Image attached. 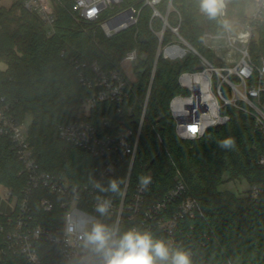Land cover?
<instances>
[{"label":"trees","instance_id":"1","mask_svg":"<svg viewBox=\"0 0 264 264\" xmlns=\"http://www.w3.org/2000/svg\"><path fill=\"white\" fill-rule=\"evenodd\" d=\"M63 1L66 7H56L57 21L51 35L39 15L24 6V0H16L10 7L0 6V61L7 64L6 70H0V96L14 106L21 121L32 115L29 140L45 170L66 175L75 184H89L104 167L105 159L62 139L58 127L77 121L81 116L96 125L105 117L117 122L119 105L113 101L99 102L85 115L84 104L95 90L81 82V69L77 68L75 60L80 64L97 61L110 71L121 70L127 52L137 47L141 55L148 56L146 60L140 57L135 70L137 79L131 82L124 102L129 123L138 127L157 60L159 38L151 29L153 10L142 0H127L122 5L135 3L142 9L140 20L137 25L113 36H108L98 23H78L69 12L75 0ZM169 2L163 0L159 6L163 14L167 13ZM252 2L229 0L228 17L246 21ZM173 5L177 11L170 15L171 24L178 25L181 16L182 36L217 63L214 53L204 46L203 35L206 31L222 33L221 19L209 20L200 12L198 0H173ZM153 27L161 30L162 20L155 18ZM169 37L170 32H167L166 39ZM251 54L257 62L264 58V25L251 44ZM199 66V58L194 54L177 62L158 59L132 171L131 159H124L115 174L102 184L107 187L110 179H123L120 188L124 194L129 179L128 202L140 184L139 178L152 174L155 182L146 195L144 210H147L175 187L180 172L189 194L198 199L205 212L204 217L187 216L176 231L178 247L190 254L192 264H264V192L254 196L251 189L243 194L221 189L226 182L242 178L251 186L264 187V165L260 164L264 155V134L257 130L255 119L227 106L223 113L230 115V121L219 129H209L202 138L185 140L176 132L171 101L177 95L188 94L180 85L179 77L183 72L197 71ZM227 137L233 138L234 147L220 148L218 141ZM24 167L11 139L0 136V183L13 189L19 197L26 185L25 174H20ZM106 193L121 203L123 194ZM45 196L49 193L43 189L35 192L34 224L49 227L61 222L67 210L62 207V200H57L52 212L45 211L41 207ZM176 209V205L170 206L162 215L168 219ZM10 220V216L0 213V242L5 241L7 231L13 227ZM97 222L117 228L121 233L132 228L149 231L167 244L170 239L156 224H143L137 216L131 219L126 209L118 226L117 215L110 212L99 214ZM2 226L5 231L1 230ZM37 247L44 264H78L65 261L58 248L50 243L38 242ZM89 251L101 260L91 248ZM0 264L30 263L23 254L9 253Z\"/></svg>","mask_w":264,"mask_h":264},{"label":"built area","instance_id":"2","mask_svg":"<svg viewBox=\"0 0 264 264\" xmlns=\"http://www.w3.org/2000/svg\"><path fill=\"white\" fill-rule=\"evenodd\" d=\"M126 1L75 0L69 12L78 23H98L108 36H113L139 23L142 9L135 3L122 7ZM142 1L153 10L151 29L159 38V46L139 126L134 127L129 123L124 109V102L133 82L124 71V63H131L136 70L142 56L137 47L127 52L121 70L107 71L97 61L80 64L79 60H75L77 68L81 69V82L95 90L93 96L84 104L85 115H89L99 102L113 101L119 105L118 121L105 117L102 118L100 125H96L81 116L77 121L60 124L58 127L62 139L105 159L104 167L94 177V181L101 184L103 180L115 174L124 159H131L132 171L160 57L177 62L189 54H194L200 61L197 71H186L179 77L180 85L188 94L177 95L171 101V112L180 138L200 139L209 129L226 125L230 121V115L224 114L223 109L227 106L252 116L257 130L264 134V58L257 62L251 54V44L258 37L259 28L264 25V0H253L247 11L246 21L230 19L227 14L220 19L229 21L228 29L224 28L222 33L212 31L204 33L203 44L214 53L217 63L182 36L181 16L178 25L171 24L170 15L177 11L173 0H170L166 14L159 9L163 0ZM59 5L66 7L63 0H24V6L39 15L50 35L55 32L56 7ZM250 9L252 10L249 12ZM155 18L162 20V29L159 31L153 27ZM167 32H170L168 39ZM62 55H65V51ZM23 123L18 118L14 106L7 102L5 97L0 96V136L11 139L13 149L25 166L20 174L26 176V185L21 197L15 195L13 189L5 188V201L12 209L5 214L11 217L10 223L13 227L7 231L5 241L0 242V262L5 255L13 253L25 255L30 264H44L37 243L47 242L58 248L65 261L102 264V260L96 259L90 253V247L86 246L84 241V233L99 220V213L96 211L97 197L111 200L108 212L117 215V226L126 209L131 219L137 216L143 224L151 222L167 232L170 236L168 245L172 249L179 248L176 231L180 222L187 216H205L198 199L189 194L188 186L181 179L180 172L177 174L175 187L162 200L144 210L147 192L155 182L152 174L146 176L150 177V183L143 187L139 184L127 202L128 179L123 198L118 204L109 194L95 188L93 183L75 184L66 175L45 170L35 155L34 147L29 140V132L25 130ZM191 129L196 131L193 132ZM159 140L164 143L161 134ZM260 164L264 165V155L260 159ZM41 189L49 193V196L41 199V207L45 211L52 212L57 200H62V207L67 210L64 219L53 226L34 224L35 192ZM251 192L254 196H259L264 192V187L251 186ZM13 199L16 200L15 204L12 203ZM174 205L177 209L167 219L162 213ZM1 230L6 229L2 226Z\"/></svg>","mask_w":264,"mask_h":264},{"label":"clouds","instance_id":"3","mask_svg":"<svg viewBox=\"0 0 264 264\" xmlns=\"http://www.w3.org/2000/svg\"><path fill=\"white\" fill-rule=\"evenodd\" d=\"M228 4L229 0H198L200 12L209 20L225 17ZM220 23L225 29L230 27L227 19ZM234 145L235 141L231 137L218 141L220 148H231ZM139 180L142 187L150 183V177L141 176ZM92 183L101 192L123 194L120 188L123 179H110L107 187L97 181ZM97 201L96 211L102 216L106 215L111 200L97 197ZM84 241L86 246L101 257L102 264H192L187 251L172 249L164 240L154 238L151 232L136 228L121 233L117 228L95 222L84 233Z\"/></svg>","mask_w":264,"mask_h":264},{"label":"rangeland","instance_id":"4","mask_svg":"<svg viewBox=\"0 0 264 264\" xmlns=\"http://www.w3.org/2000/svg\"><path fill=\"white\" fill-rule=\"evenodd\" d=\"M16 0H0V6H5V7H10ZM252 9L249 10V12ZM125 58V57H124ZM123 58V60H124ZM122 60V62H123ZM121 62V65H122ZM215 62V61H214ZM7 69V64L3 61H0V70H6ZM124 71L126 73V75L130 78L133 79L132 81H135L137 79L136 75H135V70H134V65H132L129 62H125L124 63ZM23 124H24V128L27 132H29L30 126L33 122V117L32 115H27L25 117V119H23ZM227 178V176H226ZM4 185H2L0 183V212L1 213H7L12 211V209L9 207V205L7 204V201H5V189L2 188ZM221 189L224 190H230L233 191L237 194H243L247 191H249L251 189V185L250 183L245 179L242 178L239 181L236 182H226ZM16 200L13 199L12 203L15 204ZM90 227V225L88 226Z\"/></svg>","mask_w":264,"mask_h":264},{"label":"water","instance_id":"5","mask_svg":"<svg viewBox=\"0 0 264 264\" xmlns=\"http://www.w3.org/2000/svg\"><path fill=\"white\" fill-rule=\"evenodd\" d=\"M147 55L146 54H142V56H141V58L143 59V60H146L147 59ZM222 126L221 125H219V126H217V129H219V128H221Z\"/></svg>","mask_w":264,"mask_h":264},{"label":"snow or ice","instance_id":"6","mask_svg":"<svg viewBox=\"0 0 264 264\" xmlns=\"http://www.w3.org/2000/svg\"><path fill=\"white\" fill-rule=\"evenodd\" d=\"M191 131L195 132V131H196V129H191Z\"/></svg>","mask_w":264,"mask_h":264},{"label":"crops","instance_id":"7","mask_svg":"<svg viewBox=\"0 0 264 264\" xmlns=\"http://www.w3.org/2000/svg\"><path fill=\"white\" fill-rule=\"evenodd\" d=\"M2 188H4V189H5L6 187H5V186H3Z\"/></svg>","mask_w":264,"mask_h":264}]
</instances>
